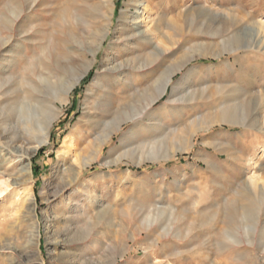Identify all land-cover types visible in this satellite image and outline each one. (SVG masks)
<instances>
[{
  "label": "rangeland",
  "instance_id": "374dc122",
  "mask_svg": "<svg viewBox=\"0 0 264 264\" xmlns=\"http://www.w3.org/2000/svg\"><path fill=\"white\" fill-rule=\"evenodd\" d=\"M56 1L0 0V33L6 39L12 35L10 43L0 49V106L9 92L13 100L19 98L28 88L22 86L28 79L42 89V93L34 95L48 100L46 104L56 106L60 113L51 127L49 143L41 146L32 156V186L39 223L29 217L25 207L17 208V213L16 210L11 212L9 204L13 196L4 198L0 195V264H264V220L255 233L253 244L248 243L244 225L240 222L232 227L227 225L229 228L225 225L229 213L235 210L237 202L246 193L248 178L256 172L264 178V132L241 124H219L197 135L189 151H179L171 158L157 161L155 154L149 156L146 152L142 153L143 146L161 138L167 128L186 121L197 111L206 110L203 104L205 100L192 101L193 104L175 102L163 110L172 85L179 83L187 73L183 89H187L190 82L198 88L208 86L210 92H225L231 104L246 101L255 93H264V51L239 49L230 53L225 51L218 57H201L196 55L199 51L189 50L195 43H203L212 44L209 52L219 51L216 45L220 40L202 31L199 24L207 14L225 9L238 10L245 15L250 13L249 22L238 25L242 29L248 23L252 24V21L264 22V0H149L150 9L155 20H161L159 23L164 33L176 34V28L166 22L169 17L177 20L178 24L180 22L182 31L178 30L179 41L167 59V64L181 63L191 55L198 57L174 75L165 98L159 99L148 112L139 114L137 122L126 121L104 146L97 162L84 170L77 183L65 188H61L58 182L57 169L65 162L71 163L72 158L65 154V142L77 132H82L85 123L80 121L86 108L93 115L92 123L86 126L92 136L101 132L104 126L102 121H110L114 117L113 112H102V106L95 103L96 95H91L89 89L98 73L102 72L101 60L106 47L112 37L119 35L118 17L126 0H115L117 6L111 24V36L105 41L104 49L99 52L93 68L72 90L68 102L63 104L49 94L51 84L41 78L51 75L52 81L57 84L71 80L84 67V61H81L86 57V46L81 47L74 42L55 23L51 10ZM15 8H22V13L16 19V30L12 32L4 26V18L10 16ZM137 8L134 6L133 11ZM191 14L200 18L192 22L188 19ZM73 23L69 22L68 33L81 34L80 27L83 26L78 27ZM155 75L141 79L140 74L136 73L134 79L138 78L141 88L145 89L152 85ZM109 79L113 80L111 77ZM94 92L101 95V100L105 99L103 91ZM128 95L127 90L125 96ZM225 95L221 97L226 100L228 98ZM263 98L264 95L261 98L262 106L259 104L253 114L257 119H264ZM200 105L203 109H200ZM158 123L161 126H154ZM124 139L129 145L128 153L117 164L106 165L104 162L112 150L114 157L124 151ZM204 141L208 145H204ZM86 146L87 141L81 145L82 148ZM59 150L64 151L60 156ZM88 182L89 185H86ZM44 185L48 186L44 189ZM57 189H60L59 193ZM44 190L46 192L43 193ZM46 197L48 201H45ZM260 207L256 205V209L264 211V204ZM83 211L87 217H83L78 226H73L75 230L81 228L80 239L63 233L55 243H47V235H50L47 232L48 217L58 214L59 219H63L67 215L70 218L68 221L65 218L57 220L53 227L61 229L67 224L71 227V223ZM100 211L106 214L105 218L109 215L110 221H102L94 227V217ZM146 215L151 216V223L150 220L145 221ZM88 217H92V221L86 224ZM226 231H236L241 234L243 241L234 243L224 233ZM113 246H116L114 252Z\"/></svg>",
  "mask_w": 264,
  "mask_h": 264
},
{
  "label": "bare ground",
  "instance_id": "6f19581e",
  "mask_svg": "<svg viewBox=\"0 0 264 264\" xmlns=\"http://www.w3.org/2000/svg\"><path fill=\"white\" fill-rule=\"evenodd\" d=\"M55 3V7L51 10L52 17L54 21H56L55 23L59 24L58 26L63 28L62 32L70 35L74 42H77L81 47L86 46V57L84 60H82L83 58L81 59V62L84 61L83 64L80 62L84 67L79 70L71 80L57 84L58 82L55 83V81H52L51 75H45V77L41 78L51 84L49 94L63 104L68 102L72 90L79 84L82 78L90 72L89 70L93 68L92 66L99 56V52L105 45V41L111 33V24L115 14L116 2L115 0H57ZM134 6L138 7L136 11H133ZM21 9L22 8L12 9L11 15L4 18V26L12 32L16 30V19L22 13ZM207 10L211 11L210 8ZM186 14L188 16V13ZM192 14H195V12ZM153 15L149 0H126L125 6L121 8L117 29L119 35L112 37L109 45L106 47L105 54L101 60L102 72L98 73L93 86L89 89L91 95H96L95 103L96 105L102 106V112H113L114 117L110 121H102L104 126L101 132L92 136L90 131L86 130V126L88 123H92L93 115L89 112L90 110L86 108L85 115L80 121V123H85V126L83 125L81 128L82 132H77L75 136L65 142V154L67 157L72 158L71 163L65 162L60 168L57 166L59 169H57L58 174L56 177L58 176V182L61 188L77 183L80 180L84 170L92 166V164L100 158L104 146L123 127L126 121L135 120V122H137L136 118L139 114L144 111L148 112L159 99L165 98L167 96L166 94L169 93L174 75L181 71L188 62L192 61L194 58L196 59L198 56L210 55L218 57L225 51L229 53L230 51L239 49H245L246 51L250 49L264 51L263 21H252V24L248 23L241 29L238 28V25L243 22H249L248 16H250V13L245 15L238 10H216L214 13L207 14L206 18L200 20L199 24L201 30L207 31L212 37H216V39L218 38L220 40L216 45L219 51L209 52V47L212 44L195 43L193 46L189 47V50L193 52L199 51V53L196 54L198 55L197 57L191 55L185 58L181 63L172 62L167 64V59L172 55V50L179 41V31H182L179 26L180 22L178 24L176 22L177 20L174 21L173 18L169 17L166 22L172 24L176 28V34H166L161 28V23H159L161 20L158 19L156 21L155 15ZM199 18L200 17L197 15H192L188 19L195 22ZM70 21H73L78 27L83 26L80 27L82 31L81 34L74 35L68 33ZM191 24L193 25V23ZM170 32L174 33V31ZM76 36L77 38L78 36L81 37V39H75ZM11 37L12 35L10 39H6V37L2 36L0 33V49L6 47L10 43ZM64 42L67 43L66 41ZM45 47L48 46L46 45ZM141 49H143V51H141ZM188 53L190 52L188 51ZM49 63L48 65L50 66ZM136 73L140 74L139 77H141V79H147V77L155 73L157 76L155 75L156 77L153 83L151 82L152 85H147V88L145 87V89H142L140 80L138 78L134 79ZM187 75L188 73L183 76L179 83L172 85V91L169 94L167 102L164 104L163 110L165 111L168 106H171L170 104L175 102H184L185 104V102L192 103V101L197 100H205L206 103L203 104L207 107L206 110L201 112L197 111L195 115H190L186 121L184 120V122L181 123L178 122L177 125L167 128V132L163 134L161 138L150 142L148 146L142 145V153L146 152L149 156L150 154H155V160L157 161L171 158L175 154L177 155L179 151H189L193 148L194 139L197 135L219 124H241L244 127L255 129V131L264 132V119H257L253 116L259 104L262 106L263 102L261 98L264 93H255L246 101L231 104L225 92L221 93L219 90L210 92L208 86L203 85L198 88L195 84L190 82L189 87L183 89L182 85ZM102 76H105L106 79H102L104 78ZM109 77L113 78V80L109 79ZM27 80L28 79L21 85L28 88L24 90L19 98H14L15 100H13L12 93L9 92L6 95L7 99L0 106V195H3L4 198L13 196L9 204L12 210L11 212L19 207H25L29 217L31 216V219H36L38 224V213L37 207L34 204L35 196L32 186L34 182L32 156L39 151L41 146L49 143L51 127L53 123L57 121L56 119L60 113L56 106L54 107L52 104H46L48 97L46 98L47 101H45L42 97L37 96V94L34 95V93L37 92L42 93V89L36 87L33 80ZM0 83H2V80ZM1 87L0 85V89ZM94 87L95 91L101 90L105 93L104 100H101V95L95 94L93 90ZM127 90L129 91V95L125 96ZM231 91L229 90V92ZM223 94L228 99L225 100L224 97L222 98L221 96H223ZM173 106L174 105H172V107ZM200 109H203V107ZM154 126L159 127L161 124H154ZM88 137L92 139L88 140ZM125 140L126 139L123 140L124 151L114 157V150H112L108 160L106 159L104 162L106 165L111 166L117 164L120 158L128 153L127 149H129V145ZM86 141L87 146L82 148V143ZM170 144H172L171 146L173 147L169 146ZM203 144L208 145V142L204 141ZM63 152L64 151L59 150L58 155H62ZM78 152H80V154ZM206 163L210 164V161L206 160ZM256 173L248 178L246 193L241 199L239 198L240 201L237 202L238 206H236L233 212L229 213L228 223H225V225L229 227H232L234 224L236 226L237 222L244 225V234L249 244L254 243L255 233L262 226L264 220V211L256 209V205L262 207L264 204V178H261L262 175L260 176ZM89 183L90 182L86 185H89ZM46 186L48 185H44V189ZM58 191H60V189L56 190L57 193H59ZM44 192H46V190H44L43 193ZM48 199L49 198L46 197L45 201H48ZM84 211L80 213V215L78 214L75 221L71 223V227L67 224V226H63L61 229H53V227L57 220L62 221L65 218V221H68L70 218L68 219L66 217L67 215L64 218L62 215L61 218L63 219H59L58 214H55V216L51 218L48 217L47 232L50 235H47V243H55L58 237L63 233L69 236L72 235L74 239H80L81 234L79 235V233L81 228L77 227L78 229L75 230L73 226H78L82 222L83 217H87ZM17 212L16 210L15 213ZM105 215L106 214L102 213V211L95 215L94 219L96 224L94 227L99 225L102 221H110L109 215L107 214V218H105ZM150 215L145 216V221L150 220L149 223L152 222ZM88 218L86 224L92 221V217ZM111 219H114V217ZM153 219V221H155V218ZM168 226L167 224V227ZM37 228L39 229V226ZM84 229L85 228H83L82 231ZM163 231L165 232V230ZM224 233L226 234L227 231ZM240 235L236 231L227 233V237L234 243L243 241ZM116 246L112 247L113 252Z\"/></svg>",
  "mask_w": 264,
  "mask_h": 264
},
{
  "label": "trees",
  "instance_id": "16d2710c",
  "mask_svg": "<svg viewBox=\"0 0 264 264\" xmlns=\"http://www.w3.org/2000/svg\"><path fill=\"white\" fill-rule=\"evenodd\" d=\"M119 0H117V2H118Z\"/></svg>",
  "mask_w": 264,
  "mask_h": 264
}]
</instances>
